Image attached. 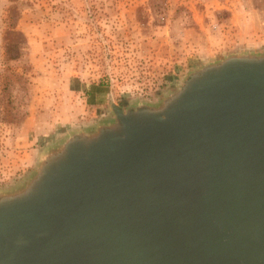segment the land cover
Instances as JSON below:
<instances>
[{
  "label": "water",
  "instance_id": "obj_1",
  "mask_svg": "<svg viewBox=\"0 0 264 264\" xmlns=\"http://www.w3.org/2000/svg\"><path fill=\"white\" fill-rule=\"evenodd\" d=\"M112 114L0 194V264H264V52Z\"/></svg>",
  "mask_w": 264,
  "mask_h": 264
},
{
  "label": "rangeland",
  "instance_id": "obj_2",
  "mask_svg": "<svg viewBox=\"0 0 264 264\" xmlns=\"http://www.w3.org/2000/svg\"><path fill=\"white\" fill-rule=\"evenodd\" d=\"M263 52L264 0H0V194L37 169L4 174L30 149L19 136L81 85L101 86L107 108L156 107L202 67ZM97 119L50 147L110 124L112 110Z\"/></svg>",
  "mask_w": 264,
  "mask_h": 264
},
{
  "label": "crops",
  "instance_id": "obj_3",
  "mask_svg": "<svg viewBox=\"0 0 264 264\" xmlns=\"http://www.w3.org/2000/svg\"><path fill=\"white\" fill-rule=\"evenodd\" d=\"M80 87V90L73 91L74 101L68 100L63 106L61 103L56 107V111H61L59 117H55V120L49 123L42 122L46 119L33 121L34 124L32 123L28 129L33 134L19 136V144L29 145L30 149L23 152L18 151V154L14 155L16 159L11 161L12 165L4 174L23 176L26 171L38 166L43 151L48 147L56 144L69 133H73L75 129L91 126L98 117L111 112L112 108L111 106L107 108V95L101 86L81 85Z\"/></svg>",
  "mask_w": 264,
  "mask_h": 264
}]
</instances>
